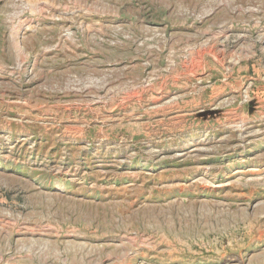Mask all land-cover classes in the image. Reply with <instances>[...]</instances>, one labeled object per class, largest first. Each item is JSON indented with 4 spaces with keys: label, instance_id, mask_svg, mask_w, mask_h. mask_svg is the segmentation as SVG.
Here are the masks:
<instances>
[{
    "label": "rangeland",
    "instance_id": "rangeland-1",
    "mask_svg": "<svg viewBox=\"0 0 264 264\" xmlns=\"http://www.w3.org/2000/svg\"><path fill=\"white\" fill-rule=\"evenodd\" d=\"M0 264H264V0H0Z\"/></svg>",
    "mask_w": 264,
    "mask_h": 264
},
{
    "label": "water",
    "instance_id": "water-1",
    "mask_svg": "<svg viewBox=\"0 0 264 264\" xmlns=\"http://www.w3.org/2000/svg\"><path fill=\"white\" fill-rule=\"evenodd\" d=\"M208 113H209L210 115H213V114H214V112H213V111H209Z\"/></svg>",
    "mask_w": 264,
    "mask_h": 264
}]
</instances>
